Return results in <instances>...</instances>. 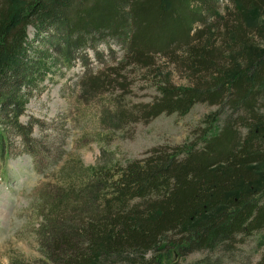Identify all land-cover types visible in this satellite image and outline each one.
Here are the masks:
<instances>
[{
  "label": "trees",
  "instance_id": "1",
  "mask_svg": "<svg viewBox=\"0 0 264 264\" xmlns=\"http://www.w3.org/2000/svg\"><path fill=\"white\" fill-rule=\"evenodd\" d=\"M230 1L223 47H212L213 34L184 53L189 85L169 82L154 101L129 108L120 101L111 118L119 126L207 102L218 109L203 132L118 171L89 168L79 188L67 183L42 228L46 264H248V240L264 247V49L250 42L244 17L264 0ZM215 8V0H0L1 155L8 136L30 140L35 121L26 127L21 117L60 66L87 64L85 51L111 39L128 59L150 61L204 31L196 27ZM85 84L97 92L107 83L98 76ZM193 253L203 258L190 262Z\"/></svg>",
  "mask_w": 264,
  "mask_h": 264
},
{
  "label": "rangeland",
  "instance_id": "2",
  "mask_svg": "<svg viewBox=\"0 0 264 264\" xmlns=\"http://www.w3.org/2000/svg\"><path fill=\"white\" fill-rule=\"evenodd\" d=\"M215 3L214 12L196 27L204 31L167 52L154 54L150 61L128 59L122 45L111 39L85 51L87 64L80 59L45 78L21 117L26 127L35 121L30 140L8 136L7 152L1 155L0 151V264H46L40 251L45 217L55 198L66 196L67 183L79 188L89 168L114 166L113 171H118L153 149L174 148L198 139L218 106L198 102L186 114L162 113L119 126L112 124L111 118L120 101L128 108L150 103L169 82L174 86L190 84V71L182 62L184 53L189 46L204 44L213 34L212 47L221 49V29L234 13L230 0ZM244 17L252 27L250 42L263 50L264 8L248 11ZM222 54V62L229 66L233 54ZM98 76L107 84L89 92L84 83ZM28 145L35 154L26 149ZM260 169L264 171V164ZM255 242L251 238L243 247L249 255L248 264H256L264 250L255 248ZM198 258L203 256L193 253L188 257L190 262Z\"/></svg>",
  "mask_w": 264,
  "mask_h": 264
}]
</instances>
